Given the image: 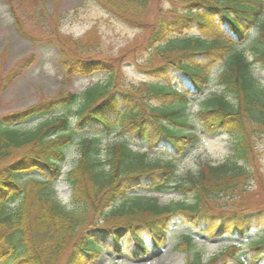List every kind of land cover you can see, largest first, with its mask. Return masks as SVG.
I'll list each match as a JSON object with an SVG mask.
<instances>
[{
	"label": "trees",
	"instance_id": "1",
	"mask_svg": "<svg viewBox=\"0 0 264 264\" xmlns=\"http://www.w3.org/2000/svg\"><path fill=\"white\" fill-rule=\"evenodd\" d=\"M93 1L116 18L132 23L143 22L151 5L159 0ZM177 1L180 10L157 7L150 25L147 44L161 61L151 70L162 84L146 86L145 93L114 89L113 82L98 84L82 95L60 93L0 118V164L19 154L0 167V264H91L107 245L117 255L138 258L148 250L146 239L149 247L163 248L172 222L179 216L206 226L203 230L213 237L229 234L237 241L247 240V247L254 251L249 263L262 261L264 235L252 242L247 236L264 222V205L246 213L251 208L236 203L260 175L255 138L264 129V88L239 47L250 41L253 62L264 67V0ZM62 58L67 79L111 72L100 59L69 62ZM197 58L203 64L194 61ZM218 63H224L217 77L224 94L206 99L198 115L210 134L230 137V154L218 165H203L197 174L174 182L177 167L173 160L153 162L148 153L133 151L131 140L176 156L191 147L196 135L185 120L184 106L189 98L202 93L210 82L209 65ZM169 71L183 76L174 79L181 91L169 86V74H177ZM108 74L113 80L115 73ZM161 97L177 108L147 104L148 98ZM55 112L59 113L52 116ZM45 117L34 126L26 125ZM112 134L129 135V139L104 144ZM73 145L78 147V157L65 173L71 199L63 204L56 183ZM21 150L24 152L19 153ZM169 190L189 200L160 205L154 197L142 194ZM225 198L235 203L216 206V200ZM227 207L233 211L223 209ZM206 220L217 223L209 225ZM126 235L130 246L123 243ZM175 247L185 253L186 264H217L228 255L221 251L225 252L222 256L219 253L202 261L190 235L181 237ZM232 260L243 264L238 257Z\"/></svg>",
	"mask_w": 264,
	"mask_h": 264
},
{
	"label": "rangeland",
	"instance_id": "2",
	"mask_svg": "<svg viewBox=\"0 0 264 264\" xmlns=\"http://www.w3.org/2000/svg\"><path fill=\"white\" fill-rule=\"evenodd\" d=\"M157 7L163 11L176 8L180 10L177 0H159L150 7V11L143 22L126 23L116 18L107 10L103 9L93 0H0V118L14 115L30 109L39 103L56 98L60 93H74L82 95L84 91L95 86L110 84L113 82L114 89L120 91L130 90L145 93L146 86H153L155 83L162 84L159 76L152 73L153 67L159 64L160 58L151 54L150 46L147 44L150 25L157 14ZM192 33V32H191ZM194 34L198 32L193 31ZM192 33V34H193ZM256 29L251 33L254 37ZM250 41L239 47L247 59H253L249 52ZM62 48V49H61ZM64 50L61 53L59 50ZM66 61L78 58L100 59L108 64L111 72L100 71L91 76H79L73 79L66 78V68L61 64V57ZM33 57L30 62L29 57ZM62 58V60H64ZM197 63L203 64L199 58L194 59ZM224 63H218L208 67L210 71V82L198 97L192 96L185 109V120L194 126L196 141L187 150L176 156L170 152L160 149H147V145L131 140V148L134 151L141 150L149 154V159L156 163L173 160L177 170L174 182L181 180L188 174L195 175L199 169L206 164L216 166L224 161L230 154V138L224 134L211 135L197 116L206 99H215L213 95L224 94V90L217 82L218 74L223 69ZM251 72L256 78L259 86L264 88V67L259 62H253ZM151 70V71H150ZM108 73H115L113 80ZM172 76L169 86H176L174 79L180 76L179 72L169 71ZM179 78V77H178ZM182 79V78H181ZM175 89V88H174ZM232 103L231 97L227 98ZM168 101L171 98H167ZM79 99L77 102L79 103ZM171 102V101H170ZM147 104L153 107L177 108L175 104H169L161 98H148ZM74 109L76 107H73ZM72 108V109H73ZM59 113V112H57ZM56 112L52 116L57 114ZM35 122L26 124L34 126ZM72 123L74 118L70 119ZM223 136V151L217 153L210 149L207 139L210 137ZM128 138L129 135L112 134L105 141L111 144ZM256 151L258 153L259 178L254 179L248 186V192L240 199L236 198L239 204H247L252 211H258L264 205V129L256 136ZM66 162L62 167L63 175L56 183L57 196L63 204H69L71 190L65 182V173L72 168L78 157V147H70ZM21 150L19 153H23ZM18 153V152H17ZM15 155V154H14ZM6 159L0 167L7 165L16 159L19 154ZM61 185H66L63 189ZM69 192L64 196L62 192ZM147 197H154L160 205L169 204L171 201L189 200L172 190L159 194L142 192ZM218 207H222L225 200H216ZM233 204L235 202H228ZM227 212L229 208H223ZM229 210V211H228ZM218 212V211H217ZM237 218L242 216L236 215ZM101 219L100 215H97ZM231 221V215L228 218ZM207 224H216L217 221ZM206 224V225H207ZM206 226L194 224L185 216L176 218L168 231V239L163 248L153 249L145 234L139 233L146 240L148 250L140 257H131L129 254L117 255L108 245L101 250L99 257L91 264H186L185 253L177 251L175 245L181 237L191 235L195 239L196 248L201 251L202 261L220 253L217 264H238L233 257L243 259V264H249V256L254 254L251 248L247 247V240L237 241L229 234L213 237L210 231H204ZM208 228V227H207ZM264 235V222L254 228L247 236L248 240L255 241ZM128 235L123 243L129 244ZM240 246L233 247L234 244ZM71 251V249L69 250ZM221 251H225L221 254ZM68 254V253H67ZM66 256L63 258L65 259ZM259 264H264V257Z\"/></svg>",
	"mask_w": 264,
	"mask_h": 264
},
{
	"label": "bare ground",
	"instance_id": "3",
	"mask_svg": "<svg viewBox=\"0 0 264 264\" xmlns=\"http://www.w3.org/2000/svg\"><path fill=\"white\" fill-rule=\"evenodd\" d=\"M222 135L218 136V137H210L209 139H207V144L210 147L211 150L216 151L217 153H222L223 151V141H222ZM64 193V196L68 193V192H62Z\"/></svg>",
	"mask_w": 264,
	"mask_h": 264
},
{
	"label": "water",
	"instance_id": "4",
	"mask_svg": "<svg viewBox=\"0 0 264 264\" xmlns=\"http://www.w3.org/2000/svg\"><path fill=\"white\" fill-rule=\"evenodd\" d=\"M61 187L63 188V189H65L66 188V185H61ZM69 193V192H68Z\"/></svg>",
	"mask_w": 264,
	"mask_h": 264
}]
</instances>
